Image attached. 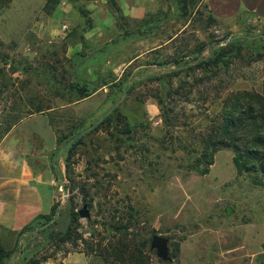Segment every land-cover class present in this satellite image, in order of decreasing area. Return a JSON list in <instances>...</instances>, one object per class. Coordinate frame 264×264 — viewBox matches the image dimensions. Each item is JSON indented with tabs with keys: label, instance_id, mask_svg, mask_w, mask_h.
Returning a JSON list of instances; mask_svg holds the SVG:
<instances>
[{
	"label": "rangeland",
	"instance_id": "1",
	"mask_svg": "<svg viewBox=\"0 0 264 264\" xmlns=\"http://www.w3.org/2000/svg\"><path fill=\"white\" fill-rule=\"evenodd\" d=\"M57 1L48 12L46 0H0V136L26 113L47 107H55L51 117L60 138L81 124L60 108L70 98L67 93L56 96L53 90L63 91L72 82L62 67L66 59L61 51H72L69 46L77 41L86 51L82 33L86 18L78 5L87 9L91 0ZM179 10L175 13L167 8L150 14L157 17L151 19L156 28L168 25L159 34L160 42L182 28L180 36L162 48L166 55L199 51L200 45L206 55L233 38L218 29L199 0L189 3L184 15ZM75 18L79 23L70 25ZM236 38L240 54L226 69L209 78L201 69L193 70L184 78L187 85L182 93L165 98V107L171 109L170 125L162 121L156 105L162 89L157 81L148 80L136 86L123 102L124 107L138 110L143 119L136 131L127 134L133 137L130 145V139L115 140L104 130L89 132L73 150L68 173L65 149L71 142H58L54 162L61 169L56 206L20 235L14 253L3 264H63V258L73 252L82 253L87 264H264V177L258 161L248 162L256 170L240 169L231 148L215 152L208 173L203 175L212 187V206L196 220L173 218L163 200L175 175L196 170V158L204 147L202 138L212 129L213 119L221 117L224 103L237 92H264V32ZM132 45L138 50L136 40ZM146 59L143 63L152 58ZM163 69L168 68H155L146 74L162 75L167 72ZM142 72L128 68L121 78ZM115 99L118 104L122 97L117 93ZM91 120L83 121L84 125ZM84 204L90 217L74 221L71 211ZM155 234L169 238L168 262L155 250L148 251L149 237ZM11 239L8 237L5 245H12ZM115 248L124 252L139 248L141 254L136 250L135 261H123L115 256ZM83 257L79 256L77 264H86Z\"/></svg>",
	"mask_w": 264,
	"mask_h": 264
},
{
	"label": "crops",
	"instance_id": "2",
	"mask_svg": "<svg viewBox=\"0 0 264 264\" xmlns=\"http://www.w3.org/2000/svg\"><path fill=\"white\" fill-rule=\"evenodd\" d=\"M199 1L218 23V29L230 36L264 32V0ZM116 3L121 15L131 22L128 26L129 32L136 31V22L168 7L166 0H116ZM86 8L91 18V25L82 32L86 51H82L79 41L69 46V50L72 51H61L63 60L66 59L62 67L69 71L71 81L82 78L88 82H104L99 84L91 95L80 100L71 98L61 105L60 108L66 110L68 115H73L72 118L76 122L91 120L97 112L99 116L107 110L110 102L108 99L113 95L111 85L121 77V73L128 68H132L133 71L140 69L144 71L148 65L146 62L143 63V59L168 56L165 51H161L162 48L179 37L182 31V28L178 29L160 42L159 34L164 30V26L165 28L168 26L163 24L160 29L158 26L145 36L124 38L120 36L122 29L119 28L117 19L108 8L107 0H91ZM65 10L69 11L70 7ZM56 13L61 14V8H58ZM76 23H79V20L75 18L70 25ZM134 40L138 42L136 51L133 50L132 45ZM90 46L93 47L88 51ZM98 48L104 49L94 51ZM113 48H118L120 51H112ZM205 52L207 51H203V55ZM155 68L159 69L151 65L150 69L145 71L149 73ZM167 68L163 70L168 71L171 67ZM108 73H111V76H108ZM111 77L116 79L111 81ZM132 77L137 78L138 75ZM117 102L116 100L112 106ZM54 110L55 107H50L45 111L28 112L0 136L2 242L10 237L13 245L17 234L32 225L40 215L49 214L56 202L57 174L61 167L54 162L60 136L58 128L52 122L51 112ZM152 112L156 115L157 108L154 107ZM163 200L170 216L180 221H193L209 211L212 206L213 191L206 176L188 171L181 172L170 180ZM79 256L83 257V254L69 253L62 262L77 264ZM82 262L86 263L84 257Z\"/></svg>",
	"mask_w": 264,
	"mask_h": 264
},
{
	"label": "trees",
	"instance_id": "3",
	"mask_svg": "<svg viewBox=\"0 0 264 264\" xmlns=\"http://www.w3.org/2000/svg\"><path fill=\"white\" fill-rule=\"evenodd\" d=\"M51 1L52 0H46L45 3V8L48 12H51L54 9V5L58 2L55 0L54 4L52 5L50 4ZM166 1L168 2L167 8H172L175 13H177V8H180V13L184 15L187 12L188 4L197 0ZM107 6L117 19L118 26L120 29H122L120 36L124 38L132 36L142 37L151 33L156 28L155 22L151 21V19L156 16L148 15L142 21L135 23L137 26L136 31L129 32L128 26L131 24V22L121 15L116 0H107ZM78 7L79 13L86 18L84 25L85 29L91 25L89 11L85 9L83 5H78ZM238 36L241 35L233 36L226 46H218L210 49L206 55H203L202 50L204 47L200 45V47H198L199 51H190L189 53L186 51L185 53L179 54L174 53L172 56H166L165 58H159L158 56L153 57L150 61H148V63H146L148 67L145 68V70L150 69L151 65H155L159 68L171 67L162 75H148L146 74L145 70L137 78H133L131 76L126 77L125 75H122L123 78L120 77L113 83V85H111V92L113 95L108 99L110 102L108 104L107 110L91 120V123L87 125H84L83 122L79 121L81 124L78 123V126L74 129V131L63 134L61 138L59 137L58 142L66 139V142L64 143V145H66L71 139H73V137L81 132V134H79L77 138L73 139L70 145L65 149V151H67L65 157V166L67 172L69 173L70 170V159L73 150L81 142L82 137L89 132L104 130L108 132L111 137H115V140H123L125 138L126 140L130 139L129 145L131 144L133 137H130L127 134L136 131V127L141 124L143 119L138 110L134 111L128 107H124L125 105H123V102L133 91V89L144 81L153 80L158 82L162 91L159 95L156 105L160 111V117L162 121L166 125H170L171 120L168 110L171 109H167L165 107V98L182 93L183 88H185L187 85V81L184 78L189 77V73L193 70L201 69L202 72H204V77L209 78L217 74L220 69H226L232 62V59L240 54V51H238L239 47L236 38ZM258 44L263 46L260 41ZM190 55H193L191 59L189 58ZM115 79L116 77L110 78L111 81ZM173 79L176 80V85H173ZM102 82L104 81L88 82L82 78H77V80L67 84L63 91H59V89L56 87L54 90H52L55 91V95H62L65 91V93L68 95V98L70 97L69 99L76 98V100H80L91 95ZM125 84L126 87H124ZM117 93L121 96L123 95V97L117 105L112 106L117 100L115 99ZM185 98V100H188L187 95ZM48 108L50 107H47V109ZM36 111L43 110L39 109ZM244 130H248V132L245 133ZM244 137L245 139L242 140ZM178 138L179 141H187L186 137ZM241 140L243 145H241ZM202 141L203 142L200 140L199 142L203 143L204 147L201 149L202 151L200 152V158H196V170L190 169L192 171L188 172L194 171V173L199 175H205L209 171V165L213 162L214 153L219 149L231 148L236 154L234 160L240 169L244 168L245 170H256L257 167H255L254 164H251V167H249L248 162L254 163V161H258L262 169V176L264 177V92L258 94L250 92H237L233 94V97L224 103L221 117L218 120L216 118L213 119L212 129L206 133V137H203ZM55 206L56 204L52 206L50 213L53 212ZM71 213L73 220L76 221L79 217L78 212L71 211ZM47 216L48 214L40 215L32 225L27 226L22 231H20L17 234L13 245L6 246L5 243L2 242L0 236V264H3V261L9 259L14 253L13 246L20 239V235L26 232L41 218H45ZM116 228L118 229L119 226ZM125 234H127V230ZM151 238L152 237H149L150 241ZM149 240L143 242L142 245H147ZM136 250H138L141 254V250L139 248ZM136 250L133 252H124L122 248H115L114 254L118 259L121 258L123 261L127 259H133L135 261L136 257H138V254L136 255ZM148 251H151L150 245L148 246ZM169 260L170 256L169 259L164 262H168ZM140 264H143V262L141 261Z\"/></svg>",
	"mask_w": 264,
	"mask_h": 264
},
{
	"label": "water",
	"instance_id": "4",
	"mask_svg": "<svg viewBox=\"0 0 264 264\" xmlns=\"http://www.w3.org/2000/svg\"><path fill=\"white\" fill-rule=\"evenodd\" d=\"M79 134H81V132ZM79 134H77L73 139L77 138L79 136ZM73 139H71L69 141V143L72 142ZM77 212H78L79 217H81V218H89L90 217V213L86 208V204H84L81 207V209H79ZM168 243H169L168 237L155 234L151 238L150 249L155 250L156 255L161 260L167 261L169 259V245H168Z\"/></svg>",
	"mask_w": 264,
	"mask_h": 264
}]
</instances>
